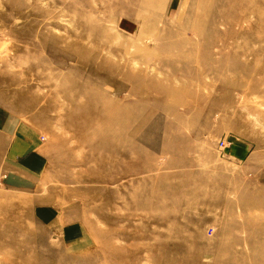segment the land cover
Wrapping results in <instances>:
<instances>
[{
  "label": "rangeland",
  "instance_id": "374dc122",
  "mask_svg": "<svg viewBox=\"0 0 264 264\" xmlns=\"http://www.w3.org/2000/svg\"><path fill=\"white\" fill-rule=\"evenodd\" d=\"M262 26L264 0H0V105L50 141L0 186V264H264Z\"/></svg>",
  "mask_w": 264,
  "mask_h": 264
},
{
  "label": "crops",
  "instance_id": "0c3cea01",
  "mask_svg": "<svg viewBox=\"0 0 264 264\" xmlns=\"http://www.w3.org/2000/svg\"><path fill=\"white\" fill-rule=\"evenodd\" d=\"M35 122L36 117L28 121L20 113L0 105V174L3 175L0 177V186L10 191L33 190L37 185L39 170L46 162V149L43 147L50 141L39 142ZM33 202L32 200L31 204ZM35 203L33 214L38 220L49 226L62 225V220L53 206L41 202L40 199L35 200ZM66 235L63 234L64 237Z\"/></svg>",
  "mask_w": 264,
  "mask_h": 264
},
{
  "label": "built area",
  "instance_id": "2783aa9c",
  "mask_svg": "<svg viewBox=\"0 0 264 264\" xmlns=\"http://www.w3.org/2000/svg\"><path fill=\"white\" fill-rule=\"evenodd\" d=\"M225 147H227V143L225 141H220L218 144V149L223 150Z\"/></svg>",
  "mask_w": 264,
  "mask_h": 264
},
{
  "label": "bare ground",
  "instance_id": "6f19581e",
  "mask_svg": "<svg viewBox=\"0 0 264 264\" xmlns=\"http://www.w3.org/2000/svg\"><path fill=\"white\" fill-rule=\"evenodd\" d=\"M264 26H262V28H263Z\"/></svg>",
  "mask_w": 264,
  "mask_h": 264
}]
</instances>
